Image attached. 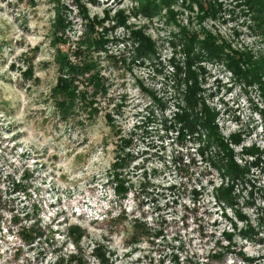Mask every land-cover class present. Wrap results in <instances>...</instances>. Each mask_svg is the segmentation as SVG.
<instances>
[{
  "label": "rangeland",
  "instance_id": "rangeland-1",
  "mask_svg": "<svg viewBox=\"0 0 264 264\" xmlns=\"http://www.w3.org/2000/svg\"><path fill=\"white\" fill-rule=\"evenodd\" d=\"M143 1L0 0V264H264L262 91L223 63L203 64V98L224 139L240 135L230 147L250 167L233 206L218 203L232 184L200 157V142L167 122L183 33L256 62L264 82L259 16L247 0H210L207 15L178 0L149 17ZM139 34L155 46L145 64ZM79 41L99 43L85 53L104 91L80 78L62 113L56 57L74 59Z\"/></svg>",
  "mask_w": 264,
  "mask_h": 264
},
{
  "label": "trees",
  "instance_id": "trees-1",
  "mask_svg": "<svg viewBox=\"0 0 264 264\" xmlns=\"http://www.w3.org/2000/svg\"><path fill=\"white\" fill-rule=\"evenodd\" d=\"M91 1L93 3L97 2V0ZM177 1L144 0L142 7L144 14L151 17L159 14L162 9L170 8ZM190 1L193 5H195L194 3L196 1L202 13L206 15L216 9L210 5V0ZM245 4L250 13L259 16L257 17L258 25L260 28H264V0H247ZM82 11H85L83 7ZM88 24L90 26V21ZM60 29L59 26L56 27L55 32L61 31ZM183 34L181 44H178V46L185 55L186 59L184 64L178 63L176 58L172 59L173 74H171L172 80H170V85L173 92L170 95V99L174 102L176 112L173 113L174 122L167 121L170 124L168 129H177L175 127H178L181 138L184 140L194 138L200 142V157L209 166L217 170L220 176L224 179H229V182L233 185L223 188L220 191V195L217 197L218 203L233 206L235 203L232 195L234 186H242L246 182V175L249 173L250 167H241L238 165L234 159L235 153L230 147L232 142L240 145V135L233 136L231 138L232 142L228 143L220 133L218 126L219 114L203 98V88L200 82L205 70L203 64L208 61H218L219 63L225 64L239 81L245 82L252 87L257 86L264 96L262 68L252 60L245 61L242 56H238L237 58L228 56L225 45L218 44L217 39L212 36H208L205 40L200 41V38L196 35ZM136 38L139 43V46L136 48V58L141 60L140 64H145L144 61L150 59L155 54V46L149 39L140 34ZM59 42L68 44V41L63 39H60ZM98 45V42L92 44L89 41H79L73 53L76 61L69 54H65L61 50L58 51L56 63L58 64L60 78L57 89L53 92V96L57 107L62 113H66L68 108L76 102V91L79 87L77 84H79L80 78H85L90 75V84L98 86L96 90L100 89L104 91V86L100 87L97 76L100 73L98 71V65L91 59L89 60L85 53V51L88 52L95 49L93 47ZM78 58L83 59L78 61ZM93 72L97 75H92L91 73ZM80 99L84 102V95H81ZM158 102L160 103V101ZM92 104L90 103V105ZM245 152L253 156L257 153L259 159L252 164L254 166L260 164L262 153L258 149H248ZM125 156H120V160L118 158L116 167L122 169L124 163H126ZM118 191L119 193H123L125 189L120 188Z\"/></svg>",
  "mask_w": 264,
  "mask_h": 264
}]
</instances>
